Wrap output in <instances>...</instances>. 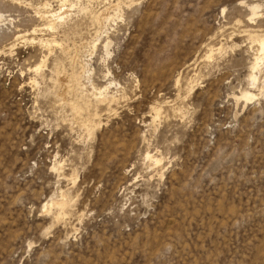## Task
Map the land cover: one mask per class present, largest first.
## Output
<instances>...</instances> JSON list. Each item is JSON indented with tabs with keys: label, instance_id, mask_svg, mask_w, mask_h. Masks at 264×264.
I'll return each instance as SVG.
<instances>
[{
	"label": "rangeland",
	"instance_id": "obj_1",
	"mask_svg": "<svg viewBox=\"0 0 264 264\" xmlns=\"http://www.w3.org/2000/svg\"><path fill=\"white\" fill-rule=\"evenodd\" d=\"M256 36L264 0H0V264H264Z\"/></svg>",
	"mask_w": 264,
	"mask_h": 264
},
{
	"label": "bare ground",
	"instance_id": "obj_2",
	"mask_svg": "<svg viewBox=\"0 0 264 264\" xmlns=\"http://www.w3.org/2000/svg\"><path fill=\"white\" fill-rule=\"evenodd\" d=\"M117 4V3H116ZM133 4V3H132ZM117 6V5H116ZM111 9V8H110ZM250 9H251V11H252V14H251V16L253 17V16H255V10L257 9V7H255V6H252V7H250ZM106 10V9H105ZM107 10H108V8H107ZM64 10H61V9H59V11L58 12H48V13H46V15L43 17V15H42V17L43 18H45V19H48V21H49V25H48V28L49 29H51V30H53L54 28L56 29L57 28V30H58V25L56 26L55 24H60V23H62L63 21H64V17H63V14H64V12H63ZM43 14V13H42ZM110 13H108V11H103L102 13H100L99 15H98V20H100V22H108V21H110V15H109ZM66 15V14H65ZM96 15V14H95ZM92 18V17H91ZM96 19V18H95ZM44 20V19H43ZM105 23H104V25H105ZM97 24V23H96ZM101 24V23H100ZM56 26V27H55ZM47 28V29H48ZM101 28V27H100ZM100 31V30H99ZM34 32V31H33ZM61 33H63V32H61ZM60 33V34H61ZM59 34V33H58ZM98 34V33H97ZM252 35V34H251ZM32 40V39H31ZM254 42L253 43H255V45L257 46V51H258V55H257V57H255L254 59H253V64L251 65V74H250V76H249V83L251 84V86L252 85H254V84H256V81H257V74L255 75V72L256 71H258L259 70V64L261 63L260 61H262V56L261 55H263L264 54V36H256L255 38H254V40H253ZM33 42V40L31 41V43ZM110 42L109 41H106L105 43H104V45H103V48H104V50H105V53H106V55H108V53H107V48H108V46H110V44H109ZM44 44L45 45H50V46H52L51 44H53V45H57L56 44V41L53 39V37H52V39L51 40H46L45 39V41H44ZM59 45H60V43H59ZM61 46H62V44H61ZM64 47V46H63ZM62 48V47H61ZM48 49V48H47ZM254 50V49H253ZM61 52V51H60ZM212 52H213V50H212ZM211 57V53L209 54V56L207 57V58H210ZM73 60H75V59H73ZM72 60V61H73ZM80 67V66H79ZM81 68H83V67H81ZM36 69H38V68H36ZM82 70V69H81ZM81 70H79V71H81ZM82 71H84V70H82ZM259 72V71H258ZM79 73V72H78ZM81 73V72H80ZM257 73V72H256ZM73 74V73H72ZM82 74V73H81ZM71 75V74H70ZM77 75V74H76ZM84 75V74H83ZM82 75H80L79 77H81ZM76 79V78H75ZM75 79H73V78H69L68 76H67V74L65 75V74H63L61 77H59L58 76V79H57V81H58V83H59V88H60V97H65V95L66 94H69V93H71L73 90H74V86H75V84H76V80ZM264 82V81H263ZM107 84V83H106ZM249 84V85H250ZM77 85V84H76ZM176 85V84H175ZM80 87V86H79ZM253 87V86H252ZM109 88V87H108ZM107 87H103V88H100V89H98V91H97V94H96V96H98V98H96L95 99V109H93V110H95L94 112L92 111V110H90V109H92L91 107H90V104L88 103V102H86L85 104H83L82 106H81V104H80V106L79 105H77L76 103L74 104L73 103V105H71V106H73L72 108H73V110H74V113L77 115V116H82V114L84 113V111L86 112V117H88V118H93V117H95L96 115H97V112H100V111H105V110H109L110 108H111V106L114 104V103H116V101L117 100H115V98L114 97H112V96H109L108 95V93L106 92L107 91V89H108ZM80 91H81V89H80ZM242 94V93H241ZM253 95H251V94H249V93H243L242 95H241V98H243L245 101H249V100H252L253 99ZM78 98V97H77ZM115 107V106H114ZM99 109V110H98ZM105 109V110H104ZM152 109V108H151ZM98 110V111H97ZM158 113V112H157ZM85 114V113H84ZM156 116H157V114H155ZM84 116V117H85ZM150 118V117H149ZM143 120V119H142ZM96 122V121H95ZM95 122L93 121V119H86V120H84L83 121V125H84V128H86V130H87V132H88V135L89 136H91L92 134H93V131H94V127L95 126H99V123H97V124H95ZM145 158L147 159V160H149V161H151L153 164H154V166L155 165H159V163H160V160H158V159H156V158H154L153 156H149V155H146L145 156ZM60 166V165H59ZM160 171V170H159ZM162 178V177H161ZM69 204V203H68ZM48 205V204H47ZM50 206H54V207H56L55 208V213H56V215L59 217H61V215L63 216V214L65 213V210H66V205H67V202L65 201V200H61V201H56V202H53L52 201V203L51 204H49ZM45 207H46V203H45V205H43V209H45ZM54 207H52V208H54ZM46 210V209H45ZM44 210V211H45ZM54 211V210H53Z\"/></svg>",
	"mask_w": 264,
	"mask_h": 264
}]
</instances>
